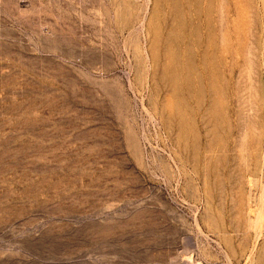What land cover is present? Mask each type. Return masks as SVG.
<instances>
[{
	"label": "rangeland",
	"instance_id": "1",
	"mask_svg": "<svg viewBox=\"0 0 264 264\" xmlns=\"http://www.w3.org/2000/svg\"><path fill=\"white\" fill-rule=\"evenodd\" d=\"M0 264H264V0H0Z\"/></svg>",
	"mask_w": 264,
	"mask_h": 264
}]
</instances>
